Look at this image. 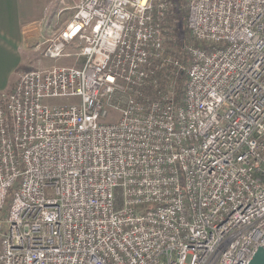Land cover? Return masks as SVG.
<instances>
[{
    "label": "built area",
    "instance_id": "built-area-1",
    "mask_svg": "<svg viewBox=\"0 0 264 264\" xmlns=\"http://www.w3.org/2000/svg\"><path fill=\"white\" fill-rule=\"evenodd\" d=\"M186 2V62L164 45L175 0H74L42 54L81 63L0 92V264H249L264 245V0Z\"/></svg>",
    "mask_w": 264,
    "mask_h": 264
},
{
    "label": "crops",
    "instance_id": "crops-1",
    "mask_svg": "<svg viewBox=\"0 0 264 264\" xmlns=\"http://www.w3.org/2000/svg\"><path fill=\"white\" fill-rule=\"evenodd\" d=\"M36 5L37 0H0V92L12 89L29 63H33L28 34L29 30L40 26L41 20L33 17ZM71 9L70 5L63 8L68 14ZM70 18L65 20L64 26ZM42 43L38 45L41 51Z\"/></svg>",
    "mask_w": 264,
    "mask_h": 264
},
{
    "label": "rangeland",
    "instance_id": "rangeland-1",
    "mask_svg": "<svg viewBox=\"0 0 264 264\" xmlns=\"http://www.w3.org/2000/svg\"><path fill=\"white\" fill-rule=\"evenodd\" d=\"M73 4L74 0H37L36 5V14L33 16L35 19H40V26L37 28H33L29 30V39H28V47L29 54L33 59V63H29L27 70L34 68H49L53 65H76L80 64V60L78 59V48L75 44H71L67 50L70 54L68 56L62 57L58 60H52L46 58L38 46L45 40H47L52 35L56 34L58 30H60L64 26V22L67 18L71 17L73 12ZM67 5L72 6L71 12L68 14L63 8ZM163 23L165 25V49L172 53L179 55L178 52L180 50L179 46L169 35V23L167 20V16L163 19ZM183 51V50H182ZM181 51V52H182ZM185 58V54H181V57ZM153 80L157 77V74H153ZM155 82V81H154ZM151 84H154L151 82ZM155 85V84H154ZM151 94L154 92L155 87H150Z\"/></svg>",
    "mask_w": 264,
    "mask_h": 264
},
{
    "label": "trees",
    "instance_id": "trees-1",
    "mask_svg": "<svg viewBox=\"0 0 264 264\" xmlns=\"http://www.w3.org/2000/svg\"><path fill=\"white\" fill-rule=\"evenodd\" d=\"M169 28L171 29L168 33L172 39L179 46L180 50L178 54L184 55V47L193 41V37L190 33L188 26V8L186 0H175V7L167 15ZM182 51V52H181ZM186 62V56L183 58ZM187 82L186 73L180 74L175 73L171 76V83L173 90L177 97L184 91Z\"/></svg>",
    "mask_w": 264,
    "mask_h": 264
},
{
    "label": "water",
    "instance_id": "water-1",
    "mask_svg": "<svg viewBox=\"0 0 264 264\" xmlns=\"http://www.w3.org/2000/svg\"><path fill=\"white\" fill-rule=\"evenodd\" d=\"M249 264H264V245H260Z\"/></svg>",
    "mask_w": 264,
    "mask_h": 264
}]
</instances>
